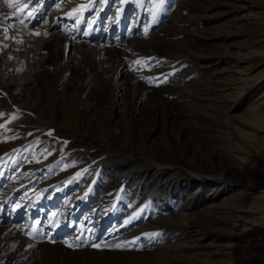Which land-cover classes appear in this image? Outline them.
<instances>
[{
    "label": "rangeland",
    "instance_id": "374dc122",
    "mask_svg": "<svg viewBox=\"0 0 264 264\" xmlns=\"http://www.w3.org/2000/svg\"><path fill=\"white\" fill-rule=\"evenodd\" d=\"M262 193L264 0H0V264H241Z\"/></svg>",
    "mask_w": 264,
    "mask_h": 264
},
{
    "label": "crops",
    "instance_id": "0c3cea01",
    "mask_svg": "<svg viewBox=\"0 0 264 264\" xmlns=\"http://www.w3.org/2000/svg\"><path fill=\"white\" fill-rule=\"evenodd\" d=\"M252 190V189H251ZM250 190V191H251ZM258 224H252L253 228H251V232H249V237L247 238V241H248V245H244V247H246V249L243 251V252H247L248 250L250 251L249 252V257L247 259H244L241 261V264H261L260 262L256 261L257 258H256V255L257 253L254 252L257 247L261 248V249H264V244L263 245H255L253 246L251 243L252 242H255V244L258 243V240L259 241H262V239L264 240V234L260 233L258 229H254V227H257ZM252 248V250H250ZM248 254V253H247ZM240 255H243L242 253Z\"/></svg>",
    "mask_w": 264,
    "mask_h": 264
},
{
    "label": "bare ground",
    "instance_id": "6f19581e",
    "mask_svg": "<svg viewBox=\"0 0 264 264\" xmlns=\"http://www.w3.org/2000/svg\"><path fill=\"white\" fill-rule=\"evenodd\" d=\"M248 136H249V134L245 133V132H239V134H238V137L243 142ZM237 192H239V191H237ZM251 212L254 213V214H258V215H263L264 216V193H262L261 195H259L256 198V200L252 204ZM190 263L191 264H195L192 259H190Z\"/></svg>",
    "mask_w": 264,
    "mask_h": 264
}]
</instances>
